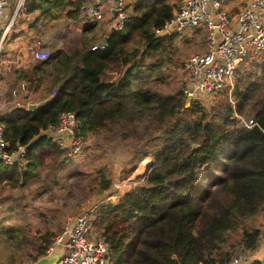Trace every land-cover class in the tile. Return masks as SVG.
Instances as JSON below:
<instances>
[{"label":"trees","instance_id":"trees-1","mask_svg":"<svg viewBox=\"0 0 264 264\" xmlns=\"http://www.w3.org/2000/svg\"><path fill=\"white\" fill-rule=\"evenodd\" d=\"M83 1H32L23 21L37 32L33 46L41 43L47 22L77 20ZM176 1H125L127 18L117 28V16L109 17L113 28L103 32L102 48L91 49L99 44L90 30L98 23L92 22L82 24L87 36L71 54L57 49L44 60L29 56L28 89L38 94L39 103L33 110L16 106L0 118L10 146L27 145L23 167L0 165V215L20 205L17 199L7 204L10 190L37 178L36 196L61 186L67 149L40 131L70 111L79 121L80 140L128 142L133 151L123 177L152 158L116 202L96 209L92 226L107 244L111 264H230L235 255L264 242V51L248 53L236 69L248 88L260 90L244 113L252 116L251 127H241L230 110L186 105L182 90L159 92L152 81L166 66L173 34L156 36L153 30L172 16L181 2ZM252 56L256 60L247 67ZM44 150L55 154L43 167L39 153ZM108 177L97 172L99 193L110 188ZM4 219L0 264L37 261L62 230L59 223L45 226L34 237L22 227L5 226Z\"/></svg>","mask_w":264,"mask_h":264},{"label":"built area","instance_id":"built-area-1","mask_svg":"<svg viewBox=\"0 0 264 264\" xmlns=\"http://www.w3.org/2000/svg\"><path fill=\"white\" fill-rule=\"evenodd\" d=\"M34 0H0V21L5 16L8 21L0 29V54L11 25L17 18L26 15L27 6ZM228 0H181L172 16L153 33L161 36L181 33L185 29L202 27L207 32V46L204 51L191 54L185 61L188 87L185 89L189 99L196 93H232L234 73L250 52L264 49V0H239L234 9ZM115 2L116 27L121 28L127 16L124 11L125 0H97L83 2L78 21L88 24L102 20L105 14H112L110 4ZM10 9V11H9ZM103 44L93 45L92 50L102 48ZM29 54L44 60L50 51L38 42L28 48ZM56 90L52 93L54 94ZM240 115V114H239ZM2 115L0 114V118ZM237 117V116H236ZM241 127L255 124L252 117L238 116ZM79 121L70 111L61 112L55 124H49L40 131L68 154L76 153L82 146L77 137ZM27 145L16 143L13 147L5 139V131L0 120V165L23 167L26 163ZM98 203L87 206L74 217L69 218L62 230L55 236L46 250L62 249L56 264H111L107 244L97 237L92 222L95 219ZM243 257H235L232 264H240ZM27 264H35L27 263Z\"/></svg>","mask_w":264,"mask_h":264},{"label":"rangeland","instance_id":"rangeland-1","mask_svg":"<svg viewBox=\"0 0 264 264\" xmlns=\"http://www.w3.org/2000/svg\"><path fill=\"white\" fill-rule=\"evenodd\" d=\"M227 3H233L235 5L234 9L240 4L239 0H228ZM176 8L177 6L174 7V9ZM40 25L43 26L42 21ZM60 25L61 27L59 28L64 27V24L60 23ZM59 28L58 30H60ZM90 30L93 33L97 29ZM79 32L83 36L81 27L79 28ZM172 34V47L166 52L164 57L166 66H163V72L158 76L159 79H154L152 85L162 93L174 92L178 89L185 93V89L187 90L188 87L185 61L191 54L205 50L207 46V32L204 28L199 27L185 29L181 33ZM69 36L70 34H67L65 38ZM70 44L71 41H65L63 46L69 48ZM31 46L33 44L29 45L28 48ZM11 49H13V46H10ZM261 51H264V49H261ZM253 60H256L254 56L247 59L246 66L248 67ZM4 64H8V61L4 63L3 60H0V75L2 74L0 78V114L4 116L5 113L16 106L27 107L28 103L38 105L39 101L37 102L36 100L38 94H33L30 91L24 93L21 85L15 83L13 79L8 80L5 78L7 74L3 69ZM22 66L24 67V64ZM237 72L238 70L234 73L233 89L230 95L226 91L196 93L190 97L192 99L186 96V105L194 102L206 109L207 112H212L213 109L218 111L230 110L234 112L235 117H252L244 113H247V107L252 102V99L259 97L260 90L255 87L248 88V80L241 75L236 76ZM13 90L17 92L14 93ZM25 94L28 97H25ZM81 142L80 151L78 150L76 154H68L67 158L69 162L63 169V173H61L63 180L60 187L53 188L36 196L37 191H35V188L39 182L37 178L23 187L20 186L8 192L11 200H8L7 204H12L15 202L13 199H17L20 201L18 202L20 205L16 206L14 213L3 212L0 215V220L10 215V217L4 219L5 226L16 225L17 227H22L25 230V234L33 235L34 237L38 235L37 229L43 230L45 226L52 229L59 223L60 229H62L69 218L74 217L87 206H92L96 203L99 206V204L105 202H116L135 184L136 175H143L152 163V158L146 157L138 163L137 168L128 177H123L122 170L129 160L130 153L133 151L127 141L103 142L100 139L97 141L99 143H94L92 139L88 138V140H81ZM54 154L52 151H40L39 157L43 161V167L53 160ZM99 170H102L106 174V178L109 176L108 178L111 179L110 188L101 193L98 192L99 185L96 179ZM1 185L2 183H0ZM237 255L243 257V253ZM26 262H29V259L27 261L25 259L24 263Z\"/></svg>","mask_w":264,"mask_h":264},{"label":"crops","instance_id":"crops-1","mask_svg":"<svg viewBox=\"0 0 264 264\" xmlns=\"http://www.w3.org/2000/svg\"><path fill=\"white\" fill-rule=\"evenodd\" d=\"M96 1L97 0H84L83 2L94 3ZM125 1L127 3L130 0H125ZM114 5L115 2H112L110 4L111 10L114 8ZM174 10L175 9L173 8V11ZM112 15L113 14H110L109 16V14H105L102 20L96 22L98 24L95 27L97 29L95 32V37L97 38L95 43L101 44V41L104 38L102 37L103 32L105 30L107 31L113 28L112 22L111 24L109 23V19H110L109 17H111ZM26 18H28L27 13L23 18H17L13 22L3 43L2 52L4 50V53L0 56V60L1 61L3 60L4 63L5 61H8V64H4V68H3L4 72L7 74L5 78L8 80L13 79L15 83L21 85L22 90L24 89V93L28 91L33 92L32 89H28L29 80H28V76L26 75L27 73L26 66L28 65V63L32 61L31 58L29 57L30 54H28L27 50L29 45L34 44L33 41L36 40L35 37L37 35V32L33 31V29L31 30L29 24L23 21ZM64 20H66L67 22L66 21L64 22ZM7 21H8V17L5 16L4 19L0 21V29L3 27V25L7 23ZM60 23L64 24L63 28H59L61 27ZM46 26L47 27H45V29L43 30L40 36L41 43L39 42L44 49L50 52H53L54 50L57 49H61L67 54H71L74 50L79 49L81 47V44L83 42V36L80 35L79 28L81 27V31H82V23H80L78 19L74 20L67 16L64 17L63 19L51 20L47 22ZM58 28L60 30H58ZM67 34H70V36L66 37L67 38L66 39L65 36ZM83 35L87 36V34H85L84 32ZM64 39H66L65 41L68 42L71 41L69 48L63 46V44L65 43ZM10 46H13V49L10 50ZM22 64H24V67L22 66ZM11 69H12V73H11ZM12 74L14 77L12 76ZM1 77L2 74L0 75V78ZM16 92L17 91L15 90L14 93ZM26 95L27 94H25V96ZM30 104L31 103H28L27 107ZM242 253H243L242 255L243 260L241 261L240 264H252L254 261H258L259 263L263 264L261 260L264 259V242L255 250L240 252L239 255ZM45 255L46 252L43 256ZM237 256L235 255V257ZM230 264H232V262Z\"/></svg>","mask_w":264,"mask_h":264},{"label":"water","instance_id":"water-1","mask_svg":"<svg viewBox=\"0 0 264 264\" xmlns=\"http://www.w3.org/2000/svg\"><path fill=\"white\" fill-rule=\"evenodd\" d=\"M111 12L113 15H115L116 13L114 8L111 10ZM34 108H36V104L28 105V109L33 110ZM61 254H62V249L59 247H56L51 252L46 254L45 256L40 257L35 262V264H56ZM261 261L264 264V259Z\"/></svg>","mask_w":264,"mask_h":264}]
</instances>
